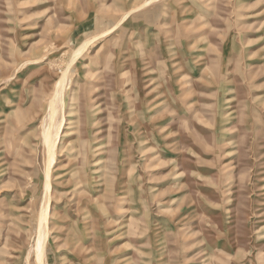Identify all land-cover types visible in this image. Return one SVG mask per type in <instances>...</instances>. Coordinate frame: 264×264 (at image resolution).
<instances>
[{
  "label": "rangeland",
  "instance_id": "rangeland-1",
  "mask_svg": "<svg viewBox=\"0 0 264 264\" xmlns=\"http://www.w3.org/2000/svg\"><path fill=\"white\" fill-rule=\"evenodd\" d=\"M45 202L44 264H264V0H0V264Z\"/></svg>",
  "mask_w": 264,
  "mask_h": 264
},
{
  "label": "bare ground",
  "instance_id": "bare-ground-1",
  "mask_svg": "<svg viewBox=\"0 0 264 264\" xmlns=\"http://www.w3.org/2000/svg\"><path fill=\"white\" fill-rule=\"evenodd\" d=\"M82 44H81V46H82ZM81 50H82V47L80 49H78L77 53L75 52V55L79 54V52ZM74 60L75 59L73 58L72 61H74ZM70 64H71V61H70ZM72 64H73V62H72ZM64 69H66V68H64ZM64 75H66V73H64L63 77L61 79H59V81H57V83H56L57 84L56 87H55L56 90L54 89L55 90V92H54L55 94L54 93H53L54 95L52 94L54 97L50 100V102L48 104V109L49 110H48V114H47V117H46L47 120H46V122L44 124L43 130H42V133H41V136H42L41 140H42V143H44L45 148H46V155H45L46 160H45V166H44L45 180H44V184H43V189L45 190V195L46 196H49V192L51 194V191L49 190L50 189V185H51L50 182H49V180H50V170H51V167H52V165H53V163L55 161V158H54V156H55V145H56L57 139L59 138L60 130L62 128L61 120L59 122L58 117H57V111L59 109H56L57 108L56 104L59 101H61L60 99H61L62 92H63L62 89H63V86L65 85L64 84V82H65V76ZM47 198H49V197H47ZM47 200H50V198L47 199ZM40 206H42V207L40 209L39 216H38V219H37V223H38L37 233H36V236H35V242L33 244L32 250H33V254L35 255V262H37V264H44V257H45V255H44V248H45L44 247V243H45V240H46L45 239L46 238V232H45L46 223L45 222H47L46 217L48 215V213H47L48 206H47L46 202L43 205H40Z\"/></svg>",
  "mask_w": 264,
  "mask_h": 264
}]
</instances>
